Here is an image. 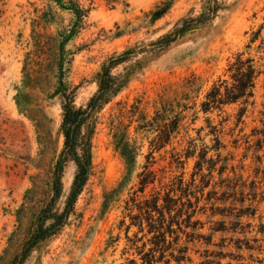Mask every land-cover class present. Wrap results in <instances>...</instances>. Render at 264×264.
Returning a JSON list of instances; mask_svg holds the SVG:
<instances>
[{
  "label": "rangeland",
  "instance_id": "1",
  "mask_svg": "<svg viewBox=\"0 0 264 264\" xmlns=\"http://www.w3.org/2000/svg\"><path fill=\"white\" fill-rule=\"evenodd\" d=\"M75 1L87 13L82 29L67 44L70 64L65 78L76 105L83 107L97 92L98 75L110 56L129 47L139 50L183 18L199 15L205 4L169 0L167 13L153 20L148 13L162 0ZM218 3L221 9L212 21L161 50L140 49L113 69L124 86L97 114L88 182L66 225L34 249L24 264H132L134 259L141 264L131 239L143 233L136 237L139 227L131 224L132 216L145 199L177 185L183 186L178 194L184 201L189 198L194 204L193 220L203 223L198 233L212 235L210 245L203 239L189 242L192 260L185 264L216 262L210 255L217 253L227 255L222 264H264V48L258 47L264 42V0ZM73 20V13L54 0H0V264L18 258L53 195L54 165L64 148L63 97L56 88L59 33ZM259 29L260 37L247 48ZM241 51L254 57L261 71L250 103L199 112L197 119L191 110L172 143L154 158L148 156L156 133L142 136L136 133L138 123H130L129 109L136 99L153 101L164 85L181 83L195 73L204 83L200 102L214 82L230 78L229 62ZM122 123L130 125L131 137L137 136L141 147L137 160L127 164L116 149L114 133ZM190 138L198 145L195 157L177 162L173 154L187 148ZM203 146L208 161L198 166ZM76 170V163L69 161L56 205L60 211ZM142 174L150 181L145 193L140 191ZM213 228L223 230L213 233ZM186 239L181 233L179 245Z\"/></svg>",
  "mask_w": 264,
  "mask_h": 264
},
{
  "label": "trees",
  "instance_id": "2",
  "mask_svg": "<svg viewBox=\"0 0 264 264\" xmlns=\"http://www.w3.org/2000/svg\"><path fill=\"white\" fill-rule=\"evenodd\" d=\"M54 1L63 10L70 11L74 15L70 28L59 33L60 54L56 88L63 97L61 129L64 135V148L54 165L53 195L38 214L23 244L22 251L13 264H24L31 252L38 248L43 241L56 235L66 225L68 218L74 212L77 198L82 193L92 173L93 137L97 114L118 95L124 86L120 78L113 74V69L131 60L140 49L141 52H145L158 51L168 47L192 29L212 21L221 9L218 0H205L204 9L199 15L183 18L172 31L144 45L139 50L135 47H129L121 53L110 56L98 75L99 87L97 92L91 97L87 106L83 107L76 105L74 92L67 87L65 77L70 64L67 56L69 52L67 44L82 29L87 10L75 0ZM107 1L108 3L119 2V0ZM169 8L170 1L162 0L149 11L148 15L156 20L163 17ZM260 33L261 29L253 32L247 48H251L252 44L258 40ZM258 47L264 48V42ZM228 72L230 78H220L214 82L200 102H198V98L204 83L201 76L195 73L186 77L181 83L164 85L158 97L154 98L153 101L136 99L129 109L130 123H138L136 133L140 134L142 132V136L147 134L145 137H148L149 134L156 133L150 140L148 156L154 158L155 152L161 151L172 143L180 132L182 122L191 110L194 111V119H197L199 112L210 113L215 110L221 111L226 105L235 103L247 105L250 103L254 97L256 78L261 72L256 59L251 55L245 56V51L237 52L234 59L229 62ZM150 103L153 108L152 113ZM243 114L241 111V117H243ZM121 121L124 122V120ZM129 126L127 128L117 126L118 129L114 132L116 138H118L116 149L120 152L126 164L136 161L141 150L140 145L137 143V136L136 138L131 137ZM215 139L219 141L218 136ZM188 144V147L182 149L180 153L173 154L174 160L183 162L184 158L195 157L198 150L196 138H190ZM198 156L197 165L203 166L208 161V149L203 146L202 153ZM69 161L76 163L77 170L65 207L60 211L56 208V205L63 195V176ZM149 182L146 175L141 179V192L145 193ZM178 192H184L182 185L174 186L166 191L164 195L156 192L151 198L145 199L138 206L139 213L132 216L133 221L131 224L139 227L136 237L139 236L140 232L143 233L141 238L131 239L138 256H140L141 264H185L192 260L189 255V242L203 239L206 244H212L211 234L205 238V235L198 233V230L203 227V223L199 219L193 220L195 214L193 202L189 198L187 202L184 201V196L181 193L179 195ZM190 208H193L192 211H190ZM131 224L127 227L128 229H130ZM220 230L223 229L213 228L212 232ZM181 233L187 236L183 245H179ZM146 235L150 237L144 240ZM139 241L142 242L141 245H139ZM246 248L255 250L249 245ZM239 249H243V246L239 245ZM210 256H213L216 262L205 261L204 264H222V260L227 257L224 253ZM240 261L238 260V262ZM132 264H136L135 259ZM228 264L233 263L229 262Z\"/></svg>",
  "mask_w": 264,
  "mask_h": 264
}]
</instances>
